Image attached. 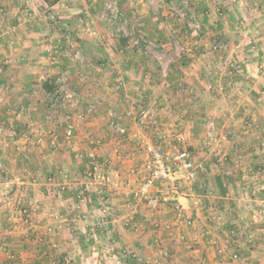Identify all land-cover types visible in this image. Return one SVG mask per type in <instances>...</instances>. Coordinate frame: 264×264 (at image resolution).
<instances>
[{
	"label": "crops",
	"instance_id": "obj_1",
	"mask_svg": "<svg viewBox=\"0 0 264 264\" xmlns=\"http://www.w3.org/2000/svg\"><path fill=\"white\" fill-rule=\"evenodd\" d=\"M24 1L0 0V65L9 62L0 73V264H264V0H195L200 32L186 28L192 16L166 14L187 0H138V11L120 0L115 16L105 0H37L58 15L51 31L32 30ZM171 38L195 39L199 55L151 71L145 55H177ZM44 42L59 50L50 68L44 55L56 51L45 53ZM50 80L74 94L72 104L50 106ZM141 87L147 98H136ZM138 103L158 127H139ZM25 105L32 110L18 120ZM117 118L125 134L112 127ZM51 129L55 147L13 138ZM179 133L205 170L194 184L162 182L152 209L134 195L147 174L143 146L171 147ZM91 154L104 180L86 178Z\"/></svg>",
	"mask_w": 264,
	"mask_h": 264
},
{
	"label": "built area",
	"instance_id": "obj_2",
	"mask_svg": "<svg viewBox=\"0 0 264 264\" xmlns=\"http://www.w3.org/2000/svg\"><path fill=\"white\" fill-rule=\"evenodd\" d=\"M222 47L223 46L218 45L215 48L220 49ZM188 52L192 54L193 49H188ZM68 96L74 97V94H68ZM67 99L71 101L72 98ZM133 111L137 114V124L141 129L146 131L158 127L159 120L153 110L144 106H137ZM111 125L118 133H126V128L118 118L113 120ZM208 129L207 142L208 144H212L215 142V135L213 133L215 124L213 121L208 123ZM51 137V144L53 146L58 145V133L53 132ZM72 137L73 130L69 129L66 132L65 139L66 141H70ZM92 144L94 147H101L103 141L101 138H95L92 140ZM172 144L173 145L168 148L157 146L151 142L145 143L143 146L147 163V174L141 181L136 192H134V195L138 200L145 201L152 209H158L161 204L160 194L156 193L155 189L158 188L162 182L178 180L180 178L179 180L183 179L190 184H194L201 178L205 170L204 163L200 160H196L191 154L188 148L186 135L182 133L177 134ZM1 166L2 165H0V168ZM87 168L85 176L88 181L94 182L98 179H105V175L102 173L103 164L96 159L94 154L90 155V162ZM179 189V186L174 184L173 190L176 193L179 192ZM187 224L191 225L192 220H188ZM234 258L237 259L238 255H234Z\"/></svg>",
	"mask_w": 264,
	"mask_h": 264
},
{
	"label": "rangeland",
	"instance_id": "obj_3",
	"mask_svg": "<svg viewBox=\"0 0 264 264\" xmlns=\"http://www.w3.org/2000/svg\"><path fill=\"white\" fill-rule=\"evenodd\" d=\"M51 1H59V0H51ZM84 1L86 2V4H90V3L93 2V0H84ZM124 1L126 2V1H129V0H124ZM134 1H136V8L135 9H136V11H138L139 10V7L137 6V1L138 0H134ZM134 1H132V4H135ZM187 1H188L187 3H182L181 5H179V3H177L174 6L173 9H170V10L167 9L166 10V12H167L166 14L173 15V18L174 19H179L182 16L184 18H186V19H190V16H192L193 18H191L188 21L189 23H185V26H186V28L189 29V31L192 29V32H195V31L196 32H200L201 31V30H199V27L200 26L194 22V20H195L194 19L195 18L194 15L197 14V9L196 8H198V7L196 6V4H193V2L195 0H193V1L192 0H187ZM24 2L25 3L22 6V14L21 15L23 16L24 20H27V21L29 19L31 20L29 23H30V27H33L32 30H35L36 28H38L37 24H39V23H40V25H42L41 27H43L45 29L44 31H51L52 29H57L58 28V26H59V20L58 19L59 18H58V15L54 11H52L50 9L51 7L45 6L43 4L41 5L43 7H40L39 3H37L38 2L37 0H25ZM40 2H42V0H40ZM119 2H120V0H105L103 2V4L105 3V9H106L105 10V14L107 13V11H109V12L111 11V12H113L112 14L114 16L115 15H119L120 14V11H121L120 10V6H119ZM178 2H180V1L178 0ZM235 11H236L235 13H237L239 15V18H241V19L238 20V18L235 17L236 18L235 20H237L235 22L239 23L238 25L237 24L236 25H237V27H241L242 26V23L240 21L243 20V17H241V12H239L237 9H235ZM232 12L233 11H231V13ZM242 12H243V10H242ZM235 13H232V14L234 15ZM28 16H32V17L27 18ZM22 22H24L23 19H22ZM83 22H84L83 23L84 24L83 27L85 28V30H87V31L89 30L90 32H93V30H95L93 28V25L90 23V21L85 20ZM115 24L118 25L117 23H115ZM115 24H113V26H115ZM189 24H190V26H189ZM194 40L195 39L192 40V39L189 38L188 44H185L184 42H182L178 38H175V39H172L171 38L170 39L171 46H172V48L174 50H176L174 52L177 54L175 56H173V55H167V54H162V55L157 56V55H153L152 53L151 54L149 53L148 55H145V57L147 58V60L151 61L153 67H154V64H157V69H154L152 67L151 71L152 70H156L158 74H161V72H160V69L162 67L161 62H163V66L164 67L165 66H169L170 64H173L174 62H179V63H177V66H179V64L182 63L181 60H184L187 63V61H188L189 58L192 57L191 60L194 59L196 56L199 55V51H200V49L198 48L199 47V44H196L195 42H193ZM218 42L219 43L216 44V46H218V45L219 46H225L222 41H218ZM41 45H42L43 49L45 50L44 51L45 53L51 54V53H54L56 51L55 55H50V57L44 55L45 56V61L46 62H49L48 64H49V68H50L52 66L50 63L53 62V58H56L55 60L57 61L58 56H59V52H58L59 50H55V46H53L52 43H50V42H44V43H41ZM148 45L150 47L154 48V49L159 50L158 49V44L155 43V42L152 43V44H148ZM73 46L76 47L75 44H72V47ZM77 46H78V44H77ZM69 48H71V47H69ZM188 49H193V53L190 54L188 52ZM78 60H80V58H78ZM7 62L8 61H3L2 62L3 64L0 65V73L3 71L2 70L3 69L2 67H4V65H7L9 63V62L8 63ZM185 62H184V65L186 64ZM165 64H167V65H165ZM149 80H150V77H149ZM60 87H61V85H60ZM69 88H71V87L69 86ZM57 89H58V91H57L55 97H53V98H55L54 101H52L53 104H50V106H52V105L53 106H56V105L59 104L58 102H61L62 104L66 105V106H68L69 104H72L71 102L73 101V98H75V96L74 97H69L68 94H73V93L72 92L69 93V90L67 88H57ZM147 94H148L147 90L146 89H143V87H141L136 92V98H147L149 96L148 95L146 97L145 95H147ZM67 98H72V99H71V101H69ZM95 98H100V97H95ZM5 99L6 98L0 97V105H2V104L5 103V101H6ZM138 104H140V103H138ZM140 105L145 106L144 104H140ZM31 110H32V108L30 106H29V108H27L26 105L24 107H21L18 110V114H17V117L20 118L18 120H21V118H22L23 115H26V116L29 115L28 113L31 112ZM54 111L55 110L53 108H49V110H48L49 113H47V121L51 122L52 125L54 124V122H52L53 121L54 114H55ZM48 116H50V118H48ZM45 128H50V126L47 127L45 125ZM3 130H4V128L2 127V130H1L0 133H3ZM55 130H52L51 129L48 133L45 132V131H43V130H41V132H33V133L32 132L25 131L21 135H17L16 134L13 138H16L17 137L20 140L22 139V141H26V140H30L31 139L32 140L31 142H35V143L38 142V141H42V140L43 141H46L47 140L49 142L50 146H51L52 145L51 144V139H52L51 136H52V133L53 132H56ZM42 134H44V135H42ZM58 142H59V138L57 139V144H58ZM151 143H153V142H151ZM154 144H156V143H154ZM156 145L157 146H161L159 144H156ZM55 146H57V145H55ZM55 146H53V147H55ZM2 169H3V166H1L0 170H2ZM100 249H101V247L96 248L95 251L98 252V251H100Z\"/></svg>",
	"mask_w": 264,
	"mask_h": 264
},
{
	"label": "trees",
	"instance_id": "obj_4",
	"mask_svg": "<svg viewBox=\"0 0 264 264\" xmlns=\"http://www.w3.org/2000/svg\"><path fill=\"white\" fill-rule=\"evenodd\" d=\"M43 89H44V91H45L47 94H50V95H53V94L56 95V93H57V91H58L55 82H54V81H51V80H50V81H47V82L44 84ZM6 264H18V263L13 262V261H10V262H8V263H6Z\"/></svg>",
	"mask_w": 264,
	"mask_h": 264
}]
</instances>
